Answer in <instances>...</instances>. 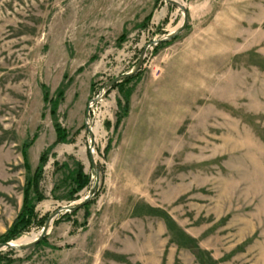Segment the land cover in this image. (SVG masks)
Returning <instances> with one entry per match:
<instances>
[{"label":"rangeland","instance_id":"obj_1","mask_svg":"<svg viewBox=\"0 0 264 264\" xmlns=\"http://www.w3.org/2000/svg\"><path fill=\"white\" fill-rule=\"evenodd\" d=\"M0 264H264V0H0Z\"/></svg>","mask_w":264,"mask_h":264},{"label":"trees","instance_id":"obj_2","mask_svg":"<svg viewBox=\"0 0 264 264\" xmlns=\"http://www.w3.org/2000/svg\"><path fill=\"white\" fill-rule=\"evenodd\" d=\"M44 162H45V154L43 153L39 157L38 167L36 168L35 176L39 173ZM76 175L77 176L81 175L80 171H78ZM34 180L35 179H33V181H31L33 186H34ZM82 183L79 185L80 187L83 185ZM27 194H28V188L25 189L23 204H22L21 210H20L19 215L17 216L13 226L10 228V230L7 233L9 236H8V238L6 237L7 238L6 241L11 240V239L12 240L15 239L17 237V234L27 226L28 222L32 219V217L34 215L33 214V206L30 205L29 200H27L28 199Z\"/></svg>","mask_w":264,"mask_h":264},{"label":"water","instance_id":"obj_3","mask_svg":"<svg viewBox=\"0 0 264 264\" xmlns=\"http://www.w3.org/2000/svg\"><path fill=\"white\" fill-rule=\"evenodd\" d=\"M176 4L179 5L178 3H176ZM181 9H182L184 15H183V23H182V26L180 27V30H182V29L185 27L186 23H187L186 9H185L184 7H181ZM166 39H167V38L159 39V40H157V41H152V42H151V45L156 44V43H158V42L165 41ZM133 74H134V73L131 72V73L125 74V75H123V76H124V77H128V76H132ZM87 200H88V197L85 198L83 201H81V202L79 203V205H83V204H85ZM79 205H78V206H79ZM78 206L72 207L71 210H75V209H77ZM46 231H47V224L44 225V227L42 228V230L40 231V233L38 234V236H37L33 241H31V242H29V243H27V244H25V245H19V246H16V245H14V244H8V243H4L3 245H4L5 247H8V248H18V249H20V250H26V249H29V248H31L32 246H34L36 243H38V242H39V241L45 236Z\"/></svg>","mask_w":264,"mask_h":264},{"label":"bare ground","instance_id":"obj_4","mask_svg":"<svg viewBox=\"0 0 264 264\" xmlns=\"http://www.w3.org/2000/svg\"><path fill=\"white\" fill-rule=\"evenodd\" d=\"M90 131L95 132V130H90ZM38 234L39 232L38 233L32 232L29 235H25V236L18 238L16 241H12V244L18 245V244L29 243L33 241L38 236Z\"/></svg>","mask_w":264,"mask_h":264}]
</instances>
